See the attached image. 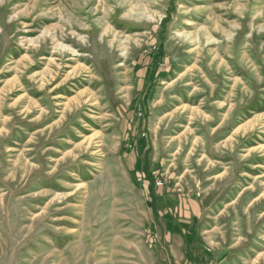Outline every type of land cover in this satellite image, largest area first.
I'll use <instances>...</instances> for the list:
<instances>
[{"label":"rangeland","instance_id":"obj_1","mask_svg":"<svg viewBox=\"0 0 264 264\" xmlns=\"http://www.w3.org/2000/svg\"><path fill=\"white\" fill-rule=\"evenodd\" d=\"M0 264H264V0H0Z\"/></svg>","mask_w":264,"mask_h":264},{"label":"trees","instance_id":"obj_2","mask_svg":"<svg viewBox=\"0 0 264 264\" xmlns=\"http://www.w3.org/2000/svg\"><path fill=\"white\" fill-rule=\"evenodd\" d=\"M163 51L161 50V47H159L155 52L152 53V61L154 64V69L153 71H155L158 68V64L162 61L163 59Z\"/></svg>","mask_w":264,"mask_h":264},{"label":"bare ground","instance_id":"obj_3","mask_svg":"<svg viewBox=\"0 0 264 264\" xmlns=\"http://www.w3.org/2000/svg\"><path fill=\"white\" fill-rule=\"evenodd\" d=\"M250 52H251V51H250ZM248 125H249V124H248ZM247 127H248V126L246 125V127H242V128H244L243 130H246ZM242 128H241V129H242ZM236 129H238V128H236ZM241 129H240V130H241ZM234 132H235V134H237V130H236V131L234 130ZM238 133H239V130H238ZM225 142H226V140H225Z\"/></svg>","mask_w":264,"mask_h":264}]
</instances>
